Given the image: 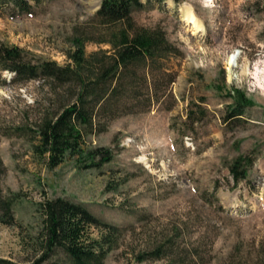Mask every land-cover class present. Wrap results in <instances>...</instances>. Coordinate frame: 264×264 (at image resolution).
Returning <instances> with one entry per match:
<instances>
[{"label": "rangeland", "instance_id": "obj_1", "mask_svg": "<svg viewBox=\"0 0 264 264\" xmlns=\"http://www.w3.org/2000/svg\"><path fill=\"white\" fill-rule=\"evenodd\" d=\"M142 1L135 21L164 29L178 53L137 66L123 78L133 85L94 108L87 145L113 150L98 167L72 157L50 167L34 151L37 124L76 98V82L25 79L0 67V185L16 198L15 223L0 222V258L71 264L61 250L39 261L40 203L62 196L104 222L90 225L106 249L104 264H264V90L244 71L264 59V0ZM32 4L29 12L0 6V47L60 65L70 62L75 37L88 54L110 50L99 41L117 25L98 19L88 0ZM187 4L201 29L184 20ZM234 51L240 58L231 68ZM237 88L255 104L229 117ZM241 154L254 162L237 182L230 166Z\"/></svg>", "mask_w": 264, "mask_h": 264}, {"label": "trees", "instance_id": "obj_2", "mask_svg": "<svg viewBox=\"0 0 264 264\" xmlns=\"http://www.w3.org/2000/svg\"><path fill=\"white\" fill-rule=\"evenodd\" d=\"M31 1L39 3L41 0H0V6L15 5L27 12L32 9ZM141 5V0H102L97 18L104 24L117 25L109 26L108 38L99 41L108 43L110 50L102 48L88 54L85 40L75 37V49L68 54L70 62L66 65L45 60L32 63L25 58L24 48L0 47V67L15 71L18 77H50L59 84L74 81L77 84L76 98L53 114L45 115L35 128L39 143L34 145V151L46 159L50 167L59 165L67 157L75 158L79 167H98L110 161L111 148L87 145V136L95 131L94 108L104 106L113 96L119 95L122 88L133 85V80L123 78H132L137 66H148L171 53H178L164 29L148 28L135 21L132 11ZM230 96L235 102L229 117L242 115L245 107L255 104L238 88L231 89ZM253 160L243 154L233 160L230 170L237 182L248 177ZM4 169L0 158V180ZM15 199L5 196L0 185V222L15 223ZM40 204L44 218L39 239L43 255L39 261L61 250L71 264H104L106 249L99 239L91 237L90 231V225H104L102 220L83 203L62 196L48 198ZM0 264L16 263L0 258Z\"/></svg>", "mask_w": 264, "mask_h": 264}, {"label": "bare ground", "instance_id": "obj_3", "mask_svg": "<svg viewBox=\"0 0 264 264\" xmlns=\"http://www.w3.org/2000/svg\"><path fill=\"white\" fill-rule=\"evenodd\" d=\"M213 0H208V2H212ZM99 4V0H88L87 5H91L92 7H97ZM184 12H185V17L184 20L187 22V24H192V28L195 30L201 29L203 27V22L196 16L195 12L193 11L192 7L190 5H185L184 6ZM240 58V52L234 51L230 56H229V63L231 68L237 65L238 61ZM246 67L244 66V71L250 72L253 74L254 79H255V84L261 87L264 90V59L259 60L253 70L251 69V66L249 64H245Z\"/></svg>", "mask_w": 264, "mask_h": 264}]
</instances>
